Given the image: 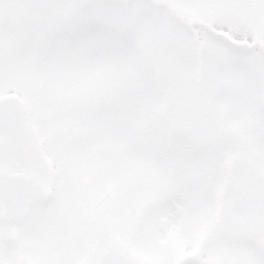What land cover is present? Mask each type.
<instances>
[{
	"label": "snow or ice",
	"instance_id": "1",
	"mask_svg": "<svg viewBox=\"0 0 264 264\" xmlns=\"http://www.w3.org/2000/svg\"><path fill=\"white\" fill-rule=\"evenodd\" d=\"M0 264H264V0H0Z\"/></svg>",
	"mask_w": 264,
	"mask_h": 264
}]
</instances>
